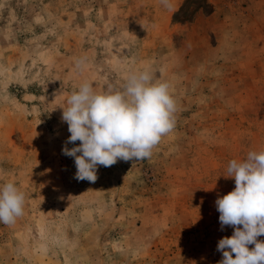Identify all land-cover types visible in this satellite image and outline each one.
Returning <instances> with one entry per match:
<instances>
[{
    "label": "rangeland",
    "instance_id": "374dc122",
    "mask_svg": "<svg viewBox=\"0 0 264 264\" xmlns=\"http://www.w3.org/2000/svg\"><path fill=\"white\" fill-rule=\"evenodd\" d=\"M174 2L0 0V184L26 194L23 215L0 223V264L222 259L228 164L264 150V0ZM144 70L169 83L174 129L150 158L76 180L61 107L85 81L121 89Z\"/></svg>",
    "mask_w": 264,
    "mask_h": 264
},
{
    "label": "clouds",
    "instance_id": "9594fccd",
    "mask_svg": "<svg viewBox=\"0 0 264 264\" xmlns=\"http://www.w3.org/2000/svg\"><path fill=\"white\" fill-rule=\"evenodd\" d=\"M159 3L169 12L178 7L174 0ZM82 63L78 61L77 66ZM66 105L61 107V121L70 135L62 154L74 158L78 181L95 183L98 166L150 158L176 123L177 104L169 83L147 70L130 73L121 89L109 86L98 92L85 81L68 96ZM224 177L234 179L235 187L218 196L215 206L221 230L230 226L234 231L218 241L222 259L217 264H264V242L257 239L264 235V150L231 160ZM25 203L26 194L14 181L0 184V223L14 224L23 215Z\"/></svg>",
    "mask_w": 264,
    "mask_h": 264
}]
</instances>
